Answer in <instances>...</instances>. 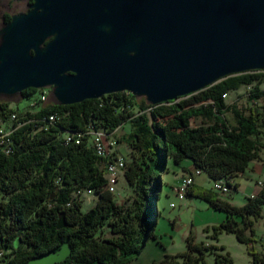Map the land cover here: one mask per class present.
I'll use <instances>...</instances> for the list:
<instances>
[{
    "label": "trees",
    "instance_id": "1",
    "mask_svg": "<svg viewBox=\"0 0 264 264\" xmlns=\"http://www.w3.org/2000/svg\"><path fill=\"white\" fill-rule=\"evenodd\" d=\"M10 16L4 13L1 23ZM263 81L264 69L235 73L157 104L123 90L72 104L38 103L24 111L8 107L9 101H0V119L10 127L9 132L13 130L7 136L12 140V151L4 153L0 148V244L7 250L5 264H28L31 257L57 250L63 242L68 243L71 253L54 264H121L131 252L138 254L146 240L155 236L160 175L168 171L169 162L179 164L187 159L212 180L234 181L251 161L260 159L264 144L257 137L264 132V103H257V99L264 97V90L258 87ZM248 84L254 88L245 105L225 102V94ZM36 90L24 88L18 94L28 98ZM10 111L18 120L9 121ZM47 112L60 114L56 126L37 127L26 121ZM18 121L22 123L12 127ZM125 121L129 129L115 141L126 144L131 152L122 172L132 193L127 201L118 203L104 187L110 179L103 170L107 159L95 152L89 135L80 143H65L61 136L64 130L86 131L89 125L115 136V129ZM195 187L193 183L186 194L201 196L209 206L226 213L214 226V234L234 233L248 245L253 262L264 263V256L260 258L251 246L253 219L264 216V187L239 206L214 191H195ZM79 188L94 189L97 196L86 212L76 193ZM61 211L67 225L56 228ZM104 227L109 234L102 237ZM186 241L188 251L180 254L182 264H203L206 251L212 247L193 242L191 236ZM222 258L218 255L216 264L222 260L232 263L229 256ZM179 262L175 256L165 255L153 264Z\"/></svg>",
    "mask_w": 264,
    "mask_h": 264
},
{
    "label": "water",
    "instance_id": "2",
    "mask_svg": "<svg viewBox=\"0 0 264 264\" xmlns=\"http://www.w3.org/2000/svg\"><path fill=\"white\" fill-rule=\"evenodd\" d=\"M261 69L264 0H28L0 26L4 96L51 87L72 104L128 90L157 104ZM70 253L63 242L28 264Z\"/></svg>",
    "mask_w": 264,
    "mask_h": 264
},
{
    "label": "rangeland",
    "instance_id": "3",
    "mask_svg": "<svg viewBox=\"0 0 264 264\" xmlns=\"http://www.w3.org/2000/svg\"><path fill=\"white\" fill-rule=\"evenodd\" d=\"M27 1H14V0H0V26L1 15L3 13H17L26 10ZM258 87L264 90V81L258 84ZM254 88V84L242 85L237 90H231L225 94V102H236L237 105H245L248 102V94ZM47 90V102L54 100L51 94V87L43 88ZM42 88H37L34 93L26 98L19 94L14 96L0 95V101H9L8 107L16 109L17 111H24V109H31L30 106L33 100L39 95ZM139 98V97H137ZM257 103H264V97L257 99ZM138 108V104H134V110ZM227 117L230 116L226 113ZM198 122V121H197ZM125 121L122 125L115 129V136L112 134L110 139H107L109 145L113 148L114 153L123 154V156L130 160V149L126 144H118L115 138L126 132L129 127ZM257 139L260 143L264 144V132L261 133ZM260 159L251 161L244 172L239 174L234 180L236 189H231L227 193H219L213 185V180L206 178V175L201 173L196 176L199 183H196L195 191L200 188L214 191L218 196L232 205L239 206L250 197V187L257 183L258 180L264 182V146L259 150ZM190 170L189 160H182L179 164L169 162V169L161 173L162 186L160 187V198L157 201V207L160 211V216L157 219L155 236H150L145 245L138 254L131 252L128 260L121 264H153L155 261L161 260L165 255L175 256L179 264L183 263V252L188 251L187 237L191 236L193 242H201L205 245H210L212 248L206 251L203 257V264H216V258L219 255L221 259L223 256H229L232 263L229 264H264L261 262L254 263L252 255L248 251V245L239 241L234 233L222 231L215 233L214 226L226 218L224 211L217 210L208 205V201L204 200L201 196L185 195V198L180 200L175 196V189L179 186L183 175ZM110 178V176H107ZM112 178H116L118 183L115 185L113 193L114 200L122 203L128 200L132 190L127 180L125 179L122 170ZM195 178V180H196ZM111 179V178H110ZM238 182V184H237ZM81 197V208L86 212L95 202L97 196L95 194L82 191L79 195ZM172 201L175 206L170 205ZM264 214V207H263ZM252 227L254 230L252 248L258 253L260 258L264 256V216H259L253 219ZM109 234L108 228L104 227L100 236H107ZM250 246V247H251ZM218 264H228L222 260Z\"/></svg>",
    "mask_w": 264,
    "mask_h": 264
},
{
    "label": "built area",
    "instance_id": "4",
    "mask_svg": "<svg viewBox=\"0 0 264 264\" xmlns=\"http://www.w3.org/2000/svg\"><path fill=\"white\" fill-rule=\"evenodd\" d=\"M131 93L130 91L127 92V95ZM47 90L43 89L39 93V95L33 100L31 106H36L38 103H45L47 99ZM7 117L10 122L18 120V116L15 112H8ZM60 120V114L55 112H47L42 115H38L36 117H31L27 122H32L37 127H47V126H56V123ZM22 122H17L16 125L12 127H17ZM9 127H5L0 119V148H3L4 153H10L12 151V140L10 138H7V129ZM85 135H89V139L91 141V145L93 146L95 152L103 158H106L107 160L104 163V172H109V169H116L118 166H122L125 164V157L123 154L114 153L113 148L109 145L107 139H110V136L112 135L111 132H106L104 130L95 129L92 125H89L86 128V131H75V133H70L67 130H64L61 140L65 143L67 142H74V143H80L82 141V138H84ZM203 173V169L198 167H192L189 172H186L179 184L178 187L175 189V196L182 200L185 198L186 191L188 184H193L195 181L196 176ZM118 183V180L108 179L107 183L104 185V187L110 191L115 190V185ZM257 184L260 187H264L263 180H258ZM213 185L215 189L218 190L219 193H227L230 192V190L235 187L234 181L232 178L226 180V179H213ZM82 191H86L87 193H95L94 189L91 188H79L76 190L77 194H81ZM256 193H251L250 197L255 196ZM170 205L172 207L175 206V204L170 201ZM7 253L6 247L2 246L0 244V264H5V255Z\"/></svg>",
    "mask_w": 264,
    "mask_h": 264
},
{
    "label": "bare ground",
    "instance_id": "5",
    "mask_svg": "<svg viewBox=\"0 0 264 264\" xmlns=\"http://www.w3.org/2000/svg\"><path fill=\"white\" fill-rule=\"evenodd\" d=\"M123 91H128V90H123ZM55 113H58V112H55ZM10 129V127L7 129V135H6V137L7 136H10V134H11V132L13 131H8ZM68 132H70V133H75V131H69L68 130ZM3 149V148H2ZM124 168H125V164H123L122 166H118V167H116V169H109V172H106V175L107 176H110V178L111 179H114V178H112V177H114L115 175H117L118 174V172L120 171V170H124ZM191 185L192 184H188V187H187V189L189 188V187H191Z\"/></svg>",
    "mask_w": 264,
    "mask_h": 264
},
{
    "label": "crops",
    "instance_id": "6",
    "mask_svg": "<svg viewBox=\"0 0 264 264\" xmlns=\"http://www.w3.org/2000/svg\"><path fill=\"white\" fill-rule=\"evenodd\" d=\"M190 163V162H189ZM192 168V166H191V163H190V169ZM204 175V174H203ZM238 176V175H237ZM237 176H235L234 177V180L236 179V177ZM199 177V176H198ZM206 177V176H205ZM207 178V177H206ZM236 181V180H235ZM196 183H199V181H198V179L196 178V180L194 181V184H196ZM237 184H238V182H237ZM251 189H250V191H249V193L251 192V191H253V192H257L259 189H261V187L256 183V184H254L253 186H251L250 187Z\"/></svg>",
    "mask_w": 264,
    "mask_h": 264
},
{
    "label": "flooded vegetation",
    "instance_id": "7",
    "mask_svg": "<svg viewBox=\"0 0 264 264\" xmlns=\"http://www.w3.org/2000/svg\"><path fill=\"white\" fill-rule=\"evenodd\" d=\"M6 13V12H5ZM4 14V13H3ZM2 16V15H1Z\"/></svg>",
    "mask_w": 264,
    "mask_h": 264
}]
</instances>
